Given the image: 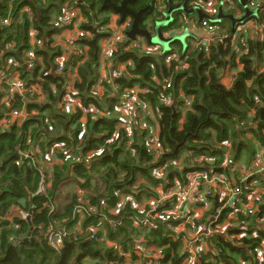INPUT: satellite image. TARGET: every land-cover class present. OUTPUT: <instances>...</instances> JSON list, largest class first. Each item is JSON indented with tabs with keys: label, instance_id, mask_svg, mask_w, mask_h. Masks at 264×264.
<instances>
[{
	"label": "trees",
	"instance_id": "trees-1",
	"mask_svg": "<svg viewBox=\"0 0 264 264\" xmlns=\"http://www.w3.org/2000/svg\"><path fill=\"white\" fill-rule=\"evenodd\" d=\"M65 1L2 0L0 6V19L7 16L12 19L10 30L9 26L2 28L4 30L0 32V38L2 35V38L5 36V42H14V50L1 56L0 70L5 73L15 70L16 66L6 63L10 53L20 48L21 55V50L32 48L45 64L40 74L43 79L40 81V88L52 105L62 99L64 87L70 83V76L66 72L56 74L55 58L60 52H55L51 47L53 43L50 33L54 30L50 32L46 29L52 28L49 24L53 18L50 15L52 10L59 14ZM120 1L114 0L117 4ZM103 2L104 0H81L77 4L85 20L81 25L82 30L93 36L98 34V38L109 34L106 25L111 10L103 8ZM163 2V8L157 0H134L129 3L134 10L150 6L143 14L140 26L146 28L151 36L156 35L152 28L154 21L168 10V1ZM250 4L256 6L258 13L246 21L251 22L252 19L254 25H264V0H247L246 5L241 6L247 8ZM23 6L29 7L31 17L27 13H21ZM172 13V25L175 26L180 13ZM144 19L146 22L150 20L151 25L145 27ZM209 22L217 28L206 45L198 43L184 46L180 39H175L169 44L170 51L163 52V48L159 49V43L145 38L143 39L148 43L144 44V49L134 46L132 40L124 39L117 44L112 57L118 63L126 65L125 72L115 79L114 83L118 88L114 92L110 90V81L105 80L101 85V94L92 92L99 76V58L94 55L95 44L84 40L82 43L89 52L74 59L72 66L75 68V77L71 84L83 105L91 104L103 112V116L97 119L88 116L85 133H81L77 124L79 111L68 113L55 106L25 102L20 98L11 102L10 109L24 111L28 118L18 125L12 121L7 128L0 129V264H122L124 258L117 250L118 245L123 250L132 251L134 240L138 236L142 237L144 243L146 241L163 247V262L171 260L173 264H177L188 256L182 249L180 235L174 237V232L168 230L164 222L158 221L155 228L140 229L135 224L139 212L129 202L122 209L118 205L122 196L133 195L138 198V192L133 190L138 178L147 177L154 184L156 179L153 172L156 168L167 162V159L176 160L183 149L189 150L187 154L191 158L200 157L203 160L201 165L190 168L185 166L184 171L207 168L206 162L210 161L208 158H213L215 171L224 173L219 168L224 160H230L234 165L239 160L242 161V166L247 161L253 164L259 147H264V67L259 69V63H264V28L254 30L256 37L250 39L245 34H237L236 28L219 27V21H212L211 18ZM30 27L37 30V38L44 37L47 40L45 47L36 48L29 44ZM169 27H164L163 31ZM219 29L223 31L216 35ZM242 38L243 42L238 41ZM151 47L156 50L149 49ZM171 54L176 55L178 61L172 59ZM128 60L131 61L130 64ZM225 67L235 69L234 74L227 79L228 82H225V76L222 77L221 71ZM37 72L39 73L38 65L33 71L20 68L17 75L26 79L27 83H34ZM168 80L171 81V87L163 89L159 82ZM134 84L146 86L151 91L147 98L154 120H151L152 117L148 119V115L143 117L146 122H151L150 128L158 131L157 142L162 150L159 157L154 156V150H149L146 146V131L139 133L138 127L134 125L133 140L131 146H127L126 134L129 130L118 126L120 113L115 106L122 97L121 89ZM50 86H54L55 90L52 91ZM3 93L0 90V118L6 113L5 119H8L7 112L10 109L1 103ZM160 94L171 95L177 106L184 108L178 110L176 106L174 113L171 106L161 103ZM186 99H190L188 104ZM45 109L52 110V116L58 123L53 121L49 126L48 117L42 114ZM32 110L38 111V115L31 116ZM62 131H71L70 136L62 135ZM40 134H43V138L39 137ZM80 134L83 135L79 139ZM91 134L96 136L92 140L88 139ZM225 141L232 144V150L226 159L222 156ZM52 142L69 149L67 156L57 147L54 152L70 165L42 174L39 161L44 158L46 148ZM34 146H39V151L34 152ZM98 149H101L96 155L99 165H95L92 170L102 183L94 188V193L85 194L86 189L90 188L91 183L88 186V182L92 174L84 164L75 162L72 156L80 154V151L81 154H86L87 151ZM24 152H31L37 157L21 158L20 154ZM165 153H168L167 157L164 156ZM63 168L66 171H62ZM167 168H171V165ZM177 170L166 172L169 180L167 186H171L179 178ZM69 172L75 177L80 192L72 193L71 199L57 209L56 192L62 180L68 178ZM185 180V177H180V182ZM42 184H49L45 195L37 193ZM148 192L155 195L153 191ZM79 196L84 203L87 201V204L96 207L95 214L84 215L82 218L75 214ZM18 205L23 214L29 212L28 220L23 215L10 220L6 218L9 209ZM172 219L174 218L171 221ZM101 221L103 229L99 224ZM87 226L90 228L86 229ZM48 229L66 232L65 236H61L58 249L48 243ZM262 239L263 233L255 238H242L241 246L247 247L246 249H241L237 243L217 245L222 248L221 254L227 264H239L240 259H252L253 264H257L251 250L260 245ZM229 250L235 254L233 258L227 255L226 251Z\"/></svg>",
	"mask_w": 264,
	"mask_h": 264
},
{
	"label": "crops",
	"instance_id": "crops-1",
	"mask_svg": "<svg viewBox=\"0 0 264 264\" xmlns=\"http://www.w3.org/2000/svg\"><path fill=\"white\" fill-rule=\"evenodd\" d=\"M112 1L114 2V0H112ZM180 1L181 0H174V1H172V4L177 5V4H179ZM232 1L233 0H216L215 2H213L211 4L199 6L200 4H202L201 0H187V2H186L187 8H188L187 14H186V12H184L181 9L175 10L178 13H180V16L178 17V20L176 22L177 24L175 26L172 25V23L174 22V17H173L174 13L171 14V16H170L171 19L168 20L166 25L164 23L163 16L157 20V22H160V23L163 21V27L161 28L162 37H169L173 34V35L180 36L181 42H182V44H184V46H186L187 44H191L194 46L198 43L206 45L207 42H209V40L212 39L214 34H209L207 32L206 28L201 25V20L202 19L209 20V18L213 19L214 21L226 20L227 18H229V16H228L229 11L226 8H227L228 4H230ZM65 2H67L71 6H74L76 9H78L80 11L77 4H79L81 2V0H75V1L66 0ZM240 2L242 5H244V2H242L241 0H240ZM0 3L2 4V0ZM103 4H104V2H103ZM163 7H165V6H162V8ZM103 8H110V6L106 5V7L103 6ZM60 10H61V8H60ZM110 10H111V12L109 13V21L107 23V26H108V29L113 30V29L117 28V26H118V24H120V22H122V17L117 11H114L112 8H110ZM21 13H27L30 17L32 16L31 11H30L28 6H23L21 8ZM50 15L53 17L49 22V24L52 26V28L46 29V31L51 32V30H54L50 33V38H52L51 42L53 43V45L51 47L55 49V52H57V51L60 52V55H58L55 58V63L57 64V68L60 65H63L64 67L67 64L72 65L74 59L76 60L79 56H81L82 50L85 49L86 54L89 52V49L87 48V46H85V44L82 43L85 40V38H82L78 34V31L82 30V28L80 27V24L82 25V23L85 22L83 14L80 11V17L81 18L78 19L80 22L76 23V25H72L70 27H64L63 25L55 23V18L58 16V14L55 10H52V14H50ZM216 17H219L218 20H216L217 19ZM5 18H9L10 25H9L8 30H10V26L12 25V19L9 16H7ZM236 18H240V17L236 16ZM250 20H251V22L244 20L242 23H237L235 26V28L237 30L236 33L237 34H239V33L245 34L246 38H250V39L256 37L255 31H254L255 30L254 22L252 19H250ZM148 21H150V20H148ZM150 25L151 24L146 23L145 27H148ZM170 25H171V27H169ZM166 26H168L169 28L166 29L165 31H163V28ZM7 27L8 26L2 24L0 21V32L2 30H4L2 28L6 29ZM229 27L232 28L231 26H229ZM225 28H227V27H225ZM104 29H105V27H104ZM222 31H223V29H222ZM222 31L219 29V30H217V32L215 34L217 35L218 32L222 33ZM32 33L34 34L33 37L31 36ZM28 34H29V38H28L29 44L36 46V48L45 47V44H46L45 42L47 40H45L44 37L37 38V30L35 28L30 27ZM89 35H90V39H87V40H90V42H92V39L96 37V45H95L96 55H95V51H94V55L96 57L98 56V58H99V71L98 72H99V74H103V73L106 74L107 73L108 77L111 78V83H108V84L111 87H113L112 85H114L115 79L118 78V77L114 78L115 69L117 67V65H116L117 60L112 57V60L110 61L108 66L105 67V69H104L102 67V60H101L102 57H101V51H100L101 45L104 42V36L98 38V36H99L98 34L93 36L91 33H89ZM190 35H192V38ZM30 36H31V38H30ZM4 37L2 38V35H1V38H0V41H1L0 42V59H2L1 56H4L7 52H12V50H14V46H13L14 42L13 41H11L9 43L5 42ZM182 37L184 38V41L182 40ZM141 40H143L142 37H141ZM161 48H163V49L165 48L164 52L170 51V47H168V48L166 46L162 47L159 44V49H161ZM149 49H151L153 51L156 50V48H154V47L153 48L151 47ZM19 50H20V48L16 49L14 53H10L11 56H8V58L6 60V63H8L10 66H14L13 64L17 63L15 70L11 71L10 73H5V75L7 76L6 80H9L10 78H13L14 76H16L20 68H24L26 70L33 71L35 66L38 65L39 66V73L37 72L36 77L34 75V77L36 78V79H34V83H27L25 81L26 79H24L23 77H17V79L21 81L22 85L25 86V88H27L28 91L24 92L23 94L16 92L13 97H11L7 100V104H6L5 93H3V99L1 100V103H3L6 107H8V110L10 109L9 107H10L11 102H13L17 98H20V99L24 100L25 102H35L36 104H42L43 106H45L47 104L49 106L57 107V104L52 105L51 102L48 101L46 93L43 92L40 88V81L43 80L40 74L43 71L42 69L44 68V65H45L44 62H42L41 56L35 55L34 50H32V48L21 50V55L19 54L20 53ZM29 57H33V60L35 63V65L31 68L27 67V65L25 63V60L28 59ZM80 62H82V60ZM129 62L131 63V61L128 60V63ZM125 67H126V65L124 64L122 69L120 68L122 74L125 72ZM117 68H119V67H117ZM56 72H57L56 74L60 75V73L57 71V69H56ZM221 72H222V77L225 76L224 77L225 82H228L227 79H229V76L234 74L235 69L230 68V67L229 68L225 67L224 70ZM66 74L70 76V83H71L75 77V72L73 71L70 74L68 72H66ZM4 82H6V81L4 80ZM3 83L0 84V90L2 88ZM111 87H110V90L112 91ZM50 89L52 91H54L55 87L50 86ZM110 96H113V94ZM12 111H14V110L10 109L8 111L9 114L12 113ZM18 112H19V115L21 117L17 116L18 118L16 120H13L15 123H17V125L20 124L21 122H23V120H26L28 118L27 114L24 111H18ZM38 113H39L38 111L32 110L30 112V115L36 116V115H38ZM5 114L6 113H3V116L0 118V128H4V126H5V123H6V122H4ZM42 114H44L45 116L48 117L49 126L51 125V123L53 121L58 123L56 121V119L53 118V116H52L53 112L51 109H45ZM98 117L100 118V116H98ZM127 117H129V116H126L125 118H127ZM152 120H154V119H152ZM77 124H78V119H77ZM9 125H11V124H9ZM34 126H35V124H34ZM47 126H48V123H47ZM72 127H73V125L70 126V128H72ZM87 128H88V126H87V122H86V130L84 131V133L87 131ZM70 132L71 131H66L63 133V131H62L61 134L62 135L67 134L68 135ZM69 136H70V134H69ZM94 136H95L94 134H91L90 137H88V139L92 140ZM86 139H87V137H86ZM183 151H185V150L183 149ZM87 152H86L87 157H88L87 160L89 161V164H86L84 166L87 170L90 171L92 176L88 182V186L91 183L90 188L88 187L86 189L85 194H90V193H94V188H96L97 186H99L102 183L100 177L97 174H94V170H92L95 165H97V166L99 165V163H98L99 159L96 157V155L101 152V149L91 150V151H87ZM186 155L187 154H185V156ZM45 158L47 159L45 161L46 165L49 164L48 161H51L53 163H58V161L60 162L62 160V158H59L58 154L49 153L47 148H46ZM41 161L42 160L39 161V169H40L41 173L44 174L47 170L45 168V162L44 161H43L44 166L40 165ZM174 161H169L167 164H170L171 166H173ZM61 163H62V167H64L65 165H67V167H68V165H70L68 161H64V160H62ZM58 164H60V163H58ZM67 167H66V169H68ZM190 167H192V166H190ZM66 169L63 168L62 171H66ZM190 172L191 171H189V172L184 171V168L178 169L176 174L179 176V178L175 179L176 184L177 183H183V182H180V177L187 178V176L189 175ZM261 172L262 171L253 172L252 176L249 177V179L252 181L256 180L258 182V184L261 185V179H263V181H264V172H262V174H261ZM225 174H228V172ZM52 175H53V173H52ZM153 175L156 179L154 184L147 177L143 178V179H139L140 178L139 177L135 183L136 189H135V186H134V189L132 188L136 193L138 192L139 195H138V198L131 195L129 203L134 209H136L139 212L140 216H144L145 213L149 210L150 206H152L153 203L157 200L158 196L163 195L166 192V190L168 189L167 185L169 184V180L166 177V172H164L162 174H158L156 171H154ZM229 175L230 174H228V176ZM239 175H241V174H239ZM237 176H238V174H237ZM188 178H191V177L189 176ZM140 182H143V186L140 185ZM139 186L142 187L140 190L138 189ZM60 188H63V189L71 188V190H67V192H65V194H67L69 191H72V193H74V191L76 193L80 192L79 185H78L75 177L70 175V172L68 173V178L63 179L62 182L59 184V189ZM197 189H203V188L199 187ZM148 190L153 191L155 193V195H151L148 192ZM214 191L215 190L212 191V194H209L206 196H203V194H202L201 197L203 198V201L200 202L199 204H197L196 207H195L194 203H188L187 205L186 204L183 205L181 207L182 208V215L180 218H174V215L168 214L166 212L167 210L170 209V206H169L170 201L166 202V203H162L159 205L158 211L163 213L164 219L158 220V221L164 222L165 226L168 228V230H171L167 225L168 223H171L173 226H178L179 233H175L172 230L171 231L174 232L173 233L174 237L178 236V234L180 235L181 242H182V249H184V246L186 245V242H187V240H185L184 236H186L188 238V236L186 234L187 233L191 234V230H189V228H188L189 224H187L183 221L187 217V214H188L187 211L191 207H193L195 209V218L193 220V224H194L196 229L202 228L204 225H206L208 223L210 225L212 222H214L213 214L215 212L216 206H218V203L216 201V195H215ZM57 192H56L57 197H58V195L62 194V193L57 194ZM59 201H62V200L58 197V202ZM61 207L62 206H59L57 204V209H60ZM173 210L176 211V209H173ZM228 210H229L228 207L224 208L222 210V213H221L219 219L214 223V225H216L215 226L216 231L213 234L209 235L208 237L203 236L202 240L199 241V245H200V249H201L200 264H206V263L207 264H227V260L224 259V257L221 254L222 248L219 247L217 244L221 245V243H237V244H239V246H241L242 238H247V237L255 238V237H258L260 235V233H262V231H261L262 229L256 227L253 220H251V218L246 219V220L236 219L234 222L230 221L228 223V226H226L225 228H219V226L217 227V225L219 224L218 222H222L225 219V217L228 213ZM115 211L117 212L118 209H116ZM190 211L192 212V208L190 209ZM22 215L24 216L23 211L21 209V206L18 205V206H15V207H12L11 209H9V211L7 212L6 218L10 220L13 217H19ZM171 218H174V219H172V221H171ZM99 224L102 225V229H103L104 228L103 222L101 221V223H99ZM156 225H157V223L155 224V227H156ZM155 227H153V228H155ZM89 228H90V226H87L86 229H89ZM232 236H234V237H232ZM173 239H175V238H173ZM261 244L264 247V239H262ZM144 246H145L146 250H144V252L138 253V254L135 253L134 248L132 249V251L131 250L127 251V250H123L120 245H118L117 250L123 256L124 260H125V257H128L129 262L127 264H173V262L171 260H167V261L163 262V259H164L163 252H162L163 247H159L155 243H149L148 244L146 241L144 243ZM240 248L246 249L247 247L241 246ZM226 253L228 256H231L232 258H233V255H235L230 250L228 252L226 251ZM186 257L187 256H185L184 258H186ZM180 261L177 264H180ZM237 261H238V259H237ZM239 264H253V261H252V259H248L246 261H242L240 259ZM263 264H264V262H263Z\"/></svg>",
	"mask_w": 264,
	"mask_h": 264
},
{
	"label": "built area",
	"instance_id": "built-area-1",
	"mask_svg": "<svg viewBox=\"0 0 264 264\" xmlns=\"http://www.w3.org/2000/svg\"><path fill=\"white\" fill-rule=\"evenodd\" d=\"M208 1H213L215 2L216 0H204L201 1L202 5H208ZM157 3L162 7L163 6V0H157ZM80 17V11L76 9L74 6H71L67 2H65L61 6L60 13L58 16L55 18V23L63 25L64 27H70L72 25H76V23H79L80 21L78 20ZM1 23L9 26V18H1L0 19ZM131 19L130 18H125L122 19V22L118 24L117 28L110 30L108 29V26L106 25V28L109 30V34L104 37V42L101 45L100 51H101V60H102V67L105 69V67L108 66L110 61L112 60V55L115 49L117 48V44L123 42L124 39L128 41V38L125 35V32L131 27ZM201 25L204 26L209 34H214L216 31L217 26L209 22V20L202 19L201 20ZM81 27V24H80ZM264 25L263 24H255V31L258 30H263ZM79 36L82 38H85V40L90 39V35L88 32L85 30H79L78 31ZM88 34V35H87ZM133 45L140 47V48H145L144 45L141 42V38H135L132 40ZM243 38L240 40V42H243ZM208 44V42H207ZM86 50H82L81 55H85ZM174 56V54H172ZM178 61V58L176 59ZM25 63L27 67H33L35 65L33 57H29L28 59L25 60ZM14 66H17V63L13 64ZM117 68L115 69V76L120 77L121 69L124 66V64L116 63ZM121 68V69H120ZM57 71L59 73L63 72H68L69 74L72 73L73 71L75 72L74 66L67 64L65 67L63 65H60L57 68ZM17 75L14 76L13 78H10L9 80L7 79V76L5 75L4 71L0 70V84L3 83L1 90L5 93L6 97V104L7 100L11 97L14 96V94L17 93H24L27 92L28 89L25 88L21 81L17 79ZM105 80L110 81L111 83V78L108 77V74L103 73L99 74L95 86L92 87V92L96 94H100V90L102 88V84ZM171 81H161L162 87L164 88H169L171 87ZM158 84V82H156ZM161 86V84L159 83ZM113 87L112 90L113 92L118 88L117 84L114 83L112 85ZM64 95L60 101H58L57 107L59 110L68 112V113H76L79 111L80 115L78 117V124L80 126L81 133L86 130V122L88 119V116H91L92 119H97L99 118L98 116L102 117L103 112L94 107L91 104L88 105H83L81 102V99L77 95L76 91L74 90L73 86L71 83H67L66 86L64 87ZM150 89L148 87H141L138 84H134L130 87H123L121 89L122 93V100H128V98L132 99V101H127V104L124 105L125 108H120L119 106H115V109L120 113L119 115H122L123 120L125 122V127L128 129L130 126L137 122H142L144 121L147 123L150 131L153 129L150 128V123L146 122L141 116L144 115H150L152 117V110H150L149 105H148V98L147 96L150 94ZM141 95H144L145 97L142 98ZM160 101L162 104L171 106L172 108L176 109V102L173 100L171 95H165V94H160ZM187 104L190 102V99H186ZM178 110H182L180 105L177 106ZM13 114L17 115L18 117H21L19 115V112L14 110L12 111ZM140 113V114H138ZM126 116H129L125 118ZM6 122V119L4 120ZM118 126H120L119 122ZM83 135V134H82ZM80 134L79 139L82 137ZM128 136V140L126 142L127 146H131V133L126 134ZM40 138H43V134L39 135ZM148 148L154 150V156L159 157L162 154V150L160 146L158 145L157 138L153 137L151 138L148 143ZM55 147H63V149H66L67 147H64L63 145H56L55 143H51L50 146L47 147V150L49 153L53 154L54 148ZM77 148V147H76ZM79 148V146H78ZM34 152L39 151V146H34L33 148ZM61 152V150H60ZM68 151L67 153H69ZM88 153V152H87ZM87 153L86 154H77L75 156H72L74 161L80 164H89V161L87 160ZM68 155V154H67ZM21 158H29L32 157L33 159L36 158L37 156L34 155L31 152H24L20 154ZM225 159L227 158L226 156H223ZM206 159V158H205ZM210 161H207L208 167H204L202 169L194 170L189 173L186 180L183 183H177L174 186H168V189L166 192L158 196L157 200L153 203L152 206H150L149 210L145 213L144 216H137L136 217V226L138 228L147 230L149 228L155 227V224L157 223L158 220H163L164 215L160 211H158V207L162 203L169 202L170 209L167 210L166 212L168 214L174 215V218H180L182 215V206L187 205L188 203H194L195 207L197 204L203 201V196L212 194V191H214L216 195V201L218 203V206L215 208V212L213 214L214 222H212L210 225L209 223L204 225L202 228H195L193 224V220L195 218V209L192 208V212L190 209L187 211V217L183 220L185 223L189 224L188 228L191 230V234H186L184 236L185 240H187L186 245L184 246V249L187 253L188 256L186 258H183V260L180 262V264H200V245L199 241L202 240L203 236H209L213 234L216 231V225L214 223L219 219L222 210L226 207L229 208L228 213L225 217V219L222 222H218L219 228H225L228 226V223L230 221L234 222L236 219L240 220L242 217H250L251 220H253L254 224L256 227L261 228L262 233H264V212L262 213V210L264 211V185H259L256 180H250L249 176L243 172H239L238 176L236 177V180L233 179L232 175L228 174L225 170L228 169L229 165L231 164V161L228 160L226 165L223 167V170L225 173H219L215 171L214 166H213V158H208ZM201 160V159H200ZM263 160V156L260 153H257L255 155V159L253 161V164L256 161ZM225 161V160H224ZM223 161V163H224ZM203 162V160H202ZM168 162H165L163 165L159 166L156 168L157 173H162L164 170L167 169V167L170 164H167ZM222 163V164H223ZM260 166H264V163L262 162ZM166 168V169H165ZM220 168V166H219ZM239 169V167H238ZM241 174V175H239ZM191 178H188V177ZM251 177V176H250ZM256 185H259L262 187V189L258 188ZM49 184H42L39 189L37 190V193L45 195L46 190L48 189ZM199 187H202L203 189H197ZM213 189V190H212ZM214 196V195H213ZM205 198V197H204ZM130 197L129 196H122L121 200L119 202L118 207L122 209L127 202H129ZM251 202H258L255 204V206L251 205ZM88 202L84 203L80 196L78 198V204L75 207V214L80 216L81 218L84 215H91L96 213V207L87 204ZM35 207V206H33ZM250 207H254L255 209L252 210ZM176 209L174 211L173 209ZM257 214V215H256ZM29 215V212H24V216ZM249 218V219H250ZM168 227L174 231L175 233H179V228L178 226H173L171 223L167 224ZM50 229H48L49 231ZM66 232L64 230L60 231H49L47 235V241L48 243L58 249L60 246L61 242V236H65ZM234 237V236H232ZM262 242V241H261ZM145 246L144 242L142 240L141 236H138L134 240V251L136 254L144 252ZM252 253L255 256L257 260V264H263L264 262V247L260 243V245L252 247ZM129 262L128 257H125V260L122 264H127Z\"/></svg>",
	"mask_w": 264,
	"mask_h": 264
},
{
	"label": "rangeland",
	"instance_id": "rangeland-1",
	"mask_svg": "<svg viewBox=\"0 0 264 264\" xmlns=\"http://www.w3.org/2000/svg\"><path fill=\"white\" fill-rule=\"evenodd\" d=\"M72 1H75V0H72ZM211 3H213V1H208V4H211ZM241 2H240V0H233L230 4H228V6H227V10L229 11V13H228V16H229V18H227L226 20H224V21H222V20H218V18L219 17H216L217 19L216 20H218L219 22L217 23V25L219 26V27H221V26H226V27H229V26H231L233 29L235 28V26H236V24L237 23H242L244 20H247L248 18H250L251 16H253V15H256L257 13H258V10H257V8H256V6L255 5H253V4H250V5H248L247 6V8H245V7H242L241 5ZM236 16H239L240 18H236ZM143 22H144V24L145 23H147V24H151V22L150 21H147L146 22V20L144 19L143 20ZM239 26V25H238ZM189 35V34H188ZM32 37L34 36V34L32 33V35H31ZM31 36H30V38H31ZM191 36V38H192V35H190ZM234 39V38H233ZM182 40L184 41V38L182 37ZM241 39H239L238 41H240ZM141 42H142V44L144 45H147V41H145L144 39L143 40H141ZM163 47H165V45H162ZM167 48L168 47H171V46H166ZM164 52V51H163ZM151 53H153L152 51H151ZM171 58L172 59H177V56L176 55H174V56H172V54H171ZM8 64V63H7ZM263 67H264V63H262V64H260L259 63V69L261 68V69H263ZM159 83H161V82H159ZM101 94V93H100ZM127 101H132V99H130V98H128V100H122L121 99V97H120V100L117 102V106H119L120 108H125L124 107V105L125 104H127ZM9 112H7V118L8 119H6V123H5V126H4V128H0V129H5V128H7L8 127V125L9 124H12V121L13 120H16L18 117H17V115H15V114H13V113H10V117H9V114H8ZM144 120H145V118L143 117V116H141ZM148 117V119H150L151 118V116L150 115H148L147 116ZM154 118V115H152V119ZM151 119V120H152ZM118 122H119V124H120V126L121 127H125V122H124V120H123V117H122V115H119V119H118ZM150 122V121H149ZM148 122V123H149ZM151 123V122H150ZM134 125H136L137 127H138V132L139 133H143V131H146L147 132V135H146V137H145V143H146V146L148 145L147 143H148V141L151 139V138H153V137H156L157 138V140H158V131L157 130H152V131H150V129H149V127H148V125H147V123H145L144 121H142V122H137V123H135V124H133L132 126H130L127 130H129L130 132H128V133H131L132 135H131V140H133V133H132V127L134 126ZM250 138V137H249ZM251 139V138H250ZM222 146H224V149H223V152H222V156H226V155H228L229 154V152H230V150H232V144L229 142V141H225V142H223V145ZM60 150H61V153L63 154V155H65V156H67V152L69 151V149H63V147H58ZM189 151V150H188ZM188 151H182L181 152V154L179 155V157L178 158H176V160L174 161V165L173 166H171V168H167V170H166V172H168L169 170H172V169H180V168H184L185 166H196V165H201V163L200 162H202V160H200V157L199 158H197V157H192L191 158V156H188ZM256 152H257V148H256ZM258 153H260V154H262V156H263V159H264V147H259V150H258ZM185 154H187L186 156H188V157H186L185 156ZM45 155H46V153H45ZM45 155H44V158L42 159V161L40 162V165H42V166H44L43 165V161L45 162L47 159L45 158ZM164 156H168V153H165V155ZM166 161V160H165ZM170 161V159H167V162H169ZM227 161L228 160H225L224 161V163L223 164H221L220 165V169H223V167L226 165V163H227ZM247 161V160H246ZM248 162V161H247ZM245 163L244 164V166H242V161L241 160H239V161H237L236 163V165H234V164H230L229 165V167H228V169H226L225 171L226 172H228V174H231L232 175V177H233V179H235L236 180V177H237V174L239 173V172H243V173H245V174H247L249 177L250 176H252V173L253 172H255V171H257V172H260V171H262V172H264V166H260L261 165V163L263 162L264 163V160H260V161H256L254 164H249V163ZM48 163L49 164H47L46 165V162H45V168H46V170L48 171H52L53 169L55 170L56 168H58V169H61L62 168V163H61V161L59 162L58 161V163H60V164H58V163H53V162H51V161H48ZM47 166V167H46ZM238 167H239V169H238ZM235 171H237L236 172V174H235ZM165 172V170L162 172V173H164ZM262 172H261V174H262ZM162 173H158V174H162ZM139 179H141V178H139ZM143 179V178H142ZM261 184L262 185H264V181H263V179H261ZM75 185V184H74ZM140 185H142L143 186V182H140ZM174 185H176V182L174 181V183H173V185L172 186H174ZM135 186V185H134ZM171 186V187H172ZM258 188H260V189H262V187L261 186H259V185H256ZM142 187L141 186H139L138 187V189H141ZM135 189H136V186H135ZM67 190H71V188H68V189H63V188H60V189H58V192H57V194H60V193H62V194H60V195H58V197L62 200V201H59L57 204L59 205V206H62L64 203H65V201H68V200H70L71 199V197H72V191H69L67 194H65V192H67ZM75 192V191H74ZM162 194V193H161ZM258 202H251V205L252 206H255V204H257ZM252 210H254L255 208L254 207H250ZM111 212H112V210H111ZM257 215V214H256ZM264 217V216H263ZM94 230H96V229H94Z\"/></svg>",
	"mask_w": 264,
	"mask_h": 264
},
{
	"label": "water",
	"instance_id": "water-1",
	"mask_svg": "<svg viewBox=\"0 0 264 264\" xmlns=\"http://www.w3.org/2000/svg\"><path fill=\"white\" fill-rule=\"evenodd\" d=\"M133 1L134 0H121L119 4H116L112 0H104V6L105 7H106V5L110 6V8H112L114 11H117L121 15L122 18H124L127 15L131 17V19H132L131 27L125 32V35L128 39L133 40L136 38V36H141L142 38H145L147 41L159 43L161 46L162 45L168 46L173 40L180 39V36H178V35H171L169 37H162L161 28L163 27V21L161 23L154 21L152 28H153V31L156 35L151 36L150 32L148 30H146V28H142L140 26V22L142 20L143 14L150 8V6H148L146 8L134 10L133 8H131L129 6V3L133 2ZM167 1L169 4L168 10L163 15L165 25L167 24L168 20L170 19L171 13L173 11L181 9L184 12H186V14L188 12L187 4H186L187 0H181L179 2V4H177V5L172 4V2L170 0H166V2ZM241 1L244 2V5H246L247 0H241ZM0 6H1V3H0ZM92 43L96 45V37L92 39ZM95 50H96V48H95ZM95 55H96V51H95ZM173 110L175 113L174 108H173ZM27 220H28V218H27Z\"/></svg>",
	"mask_w": 264,
	"mask_h": 264
},
{
	"label": "clouds",
	"instance_id": "clouds-1",
	"mask_svg": "<svg viewBox=\"0 0 264 264\" xmlns=\"http://www.w3.org/2000/svg\"><path fill=\"white\" fill-rule=\"evenodd\" d=\"M125 18H130L131 19V17L130 16H125L124 18H122V19H125ZM212 21H214V20H212ZM131 22H132V19H131ZM136 38H141V36H136ZM128 40H131V39H128ZM115 60V59H114ZM28 218V217H27Z\"/></svg>",
	"mask_w": 264,
	"mask_h": 264
}]
</instances>
